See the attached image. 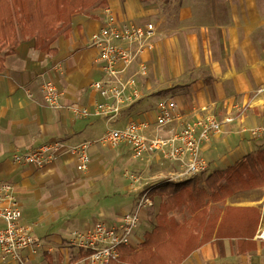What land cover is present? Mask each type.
Returning a JSON list of instances; mask_svg holds the SVG:
<instances>
[{
    "label": "crops",
    "instance_id": "crops-1",
    "mask_svg": "<svg viewBox=\"0 0 264 264\" xmlns=\"http://www.w3.org/2000/svg\"><path fill=\"white\" fill-rule=\"evenodd\" d=\"M170 1L108 0L106 8L118 21L150 22L156 27L154 50L142 58L149 72L146 77L134 76L140 97L124 105L113 120L94 114L96 105L105 100L92 88L103 80V73L90 38L105 21L103 8L72 15L69 35L57 37L50 45L55 52L36 49L34 40H24L0 64V179L12 187L21 206L22 224L31 229L38 243L33 251L23 252L24 264H66L75 253L57 252L56 247L67 242L71 232L86 231L98 222L118 224L134 210L146 189L153 206L141 211L138 227L142 225V229L137 227L130 246L139 249L144 235L155 227L163 201L160 183L178 171V165L165 161L159 153L135 159L126 144L114 148L100 144L98 140L108 128H122L130 121L147 122L146 135L167 138L206 114L220 120L232 116V123L201 144L208 175L264 146V0H177L180 15L170 13ZM135 69L132 66L123 79L131 77ZM47 82L62 92L63 108L45 104L42 85ZM164 85L180 90L155 101L153 87ZM165 98L175 101L181 118L156 129L155 107ZM69 106L86 109L91 115L76 118ZM54 140L68 145L89 142L88 169L78 171L76 159L70 155L41 168L13 161L19 149ZM128 174L137 177V182ZM262 192L263 188L210 203L196 220L197 213L189 205L170 212L168 216L180 227L197 232L200 241L207 221L210 224L224 209L255 211L239 223L255 228L251 238H218L214 230L180 264H264V241L256 238L261 228ZM77 254L79 259L78 250Z\"/></svg>",
    "mask_w": 264,
    "mask_h": 264
},
{
    "label": "built area",
    "instance_id": "built-area-1",
    "mask_svg": "<svg viewBox=\"0 0 264 264\" xmlns=\"http://www.w3.org/2000/svg\"><path fill=\"white\" fill-rule=\"evenodd\" d=\"M105 21L90 38V45L98 50V61L103 73V80L92 84L105 102L97 104L94 114L113 120L119 116L122 107L139 99L140 93L135 88V77H146L149 69L142 60L144 55L154 50L156 27L153 23L134 25L117 20L110 10L103 9ZM136 66L131 77L123 76ZM45 104L52 109L63 108L62 92L52 83L42 85ZM76 118H86L90 111L76 107H67ZM156 129L169 126L180 120L176 103L172 98L159 101L155 107ZM234 117L226 116L220 120L214 114H206L192 122L186 123L178 132L167 138L149 137L145 134L150 127L147 122L126 123L122 128H108L98 142L110 148L120 144L130 147L135 159H142L146 154L159 153L169 163L178 165V171L165 177L163 181H180L193 176L203 175L208 171V162L202 156L201 144L212 136L219 134L223 125L230 124ZM259 129L253 131V135ZM89 142L68 145L54 140L35 148L19 149L13 155L16 164L31 165L41 168L56 161L62 155L76 159L77 169L84 172L88 169L90 157ZM132 182L137 177L128 174ZM146 189L140 194L134 210L124 215L116 225L105 222L96 223L91 229L73 231L68 240L69 246L78 250L81 255L74 264H109L118 259V248L130 245L131 237L140 222L141 211L151 208L153 201ZM260 226L256 238L264 241V196L260 204ZM0 262L24 264L23 252L33 251L37 241L31 229L22 224V210L12 187L0 179ZM124 264V263H121Z\"/></svg>",
    "mask_w": 264,
    "mask_h": 264
},
{
    "label": "trees",
    "instance_id": "trees-1",
    "mask_svg": "<svg viewBox=\"0 0 264 264\" xmlns=\"http://www.w3.org/2000/svg\"><path fill=\"white\" fill-rule=\"evenodd\" d=\"M106 7L108 0H0V52L9 47L0 55V64L24 40H34L36 49L55 52L50 45L57 37L69 35L72 15ZM160 185L163 201L155 217V227L144 235L139 249L120 246L118 259L109 264H180L214 230L218 238H251L255 228L239 224L252 212L248 208L224 209L210 224L207 221L200 241L197 232L180 227L168 214L181 205H189L197 213L196 220L204 215L203 209L210 203H223L232 196L264 188V146L225 170L210 173L203 182L193 176L163 181ZM256 219L257 223V214Z\"/></svg>",
    "mask_w": 264,
    "mask_h": 264
},
{
    "label": "rangeland",
    "instance_id": "rangeland-1",
    "mask_svg": "<svg viewBox=\"0 0 264 264\" xmlns=\"http://www.w3.org/2000/svg\"><path fill=\"white\" fill-rule=\"evenodd\" d=\"M171 3H172V5H173V7L171 8V9H169L170 10V13L171 14H174V15H180L181 14V5L180 4H177V0H171L170 1ZM170 3V4H171ZM155 90H154V92L152 93V95H151V97H153L154 99H155V101L157 100H159V98H161V96L162 95H165V94H168L169 92L172 94V96L173 95H176V93L177 92H179V90H180V87H178V86H173V87H168V86H166V85H164V86H156V87H153ZM122 150H124V149H122ZM125 151V150H124ZM126 152V151H125ZM127 153V152H126ZM130 160V159H129ZM131 164H135V163H133L132 162V160L131 161H129ZM208 176V171L206 172V173H204V175L203 176H201L200 177V181L201 182H203L204 181V179L206 178ZM263 196H264V188H263V192H262V199H263ZM141 227V228H140ZM139 228L140 229H142V225H139V227H138V231H139ZM137 231V232H138ZM71 234H72V232L70 233V235L69 236H71ZM70 239V237L68 238V240ZM68 240H67V242H64V243H62V244H60V245H58L56 248H57V252H60L62 249L64 250L65 249V251L66 252H68L69 254H73V253H75V256H72V257H70L68 260H67V262H66V264H74L77 260H78V254H77V250L76 249H74V248H72L71 246H69V243H68ZM38 244V243H37ZM44 249V246H42L41 247V250H43ZM64 251V252H65ZM38 262H39V260H38Z\"/></svg>",
    "mask_w": 264,
    "mask_h": 264
}]
</instances>
